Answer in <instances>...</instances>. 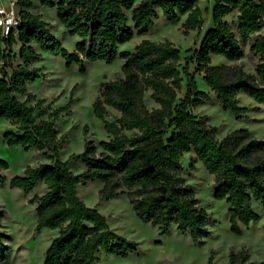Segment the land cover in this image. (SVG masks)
<instances>
[{
	"label": "trees",
	"instance_id": "16d2710c",
	"mask_svg": "<svg viewBox=\"0 0 264 264\" xmlns=\"http://www.w3.org/2000/svg\"><path fill=\"white\" fill-rule=\"evenodd\" d=\"M56 8L62 25L72 36H78L75 52L63 47L40 14L20 11L21 25L11 35L3 50L0 43V118L10 121L17 130L7 131L4 141L25 150L56 151L62 141L56 134L54 119L40 120L51 109L42 107L44 100L35 101L27 94V84L42 76L40 69L28 65L10 74L12 46H21L19 58L26 64L42 59V53H60L68 67L77 64L86 71L85 62L113 63L124 59L123 78L103 83L93 104L97 118L103 121L110 139L100 144L101 151L87 144L86 152L73 154L68 161L28 166L23 175L10 181L11 188L31 194L43 183L46 192L35 196L37 230H59L45 255V264H97L98 253L104 251L126 257L135 245L110 229L107 218L96 207L88 206L78 195L82 183L100 181L101 201L126 194L137 216L160 230L171 232L173 225L180 233L189 234L202 243L211 235L212 217L200 207L193 188L181 175V159L185 153L195 157L214 176V198L230 205V227L242 235V227L260 220L254 202L264 204V140L248 129L235 130L224 138L217 128L191 112L203 103L206 93L198 90L189 63L181 68V50L171 42L143 39L132 51H120L121 45L136 35L146 36L154 27L156 8L162 9L166 20L176 23L186 15L184 33L201 30L204 10L198 0H41ZM24 9L33 7L31 0H18ZM237 16L236 37L226 18ZM213 27L203 36L199 48L189 57L203 73V80L215 93L224 111L241 119L249 111L241 106L239 94L244 93L264 104V0H214ZM132 22V25L130 24ZM17 35V37H16ZM38 46L41 52L35 49ZM259 62L256 75L238 65H213L211 56H223L230 62L243 58L244 46ZM184 76L188 79L186 98L178 101ZM157 105L149 109L145 95ZM73 100L70 101V104ZM52 115L58 116L69 105ZM109 108L120 113L116 122L108 121ZM36 109L39 111L36 112ZM51 115V116H52ZM82 161L86 170L74 173L69 161ZM9 163L0 158V185ZM4 215L0 210V223ZM8 235L0 229V262L8 254ZM249 252H231L229 264H251Z\"/></svg>",
	"mask_w": 264,
	"mask_h": 264
},
{
	"label": "rangeland",
	"instance_id": "374dc122",
	"mask_svg": "<svg viewBox=\"0 0 264 264\" xmlns=\"http://www.w3.org/2000/svg\"><path fill=\"white\" fill-rule=\"evenodd\" d=\"M16 4V9L40 14L49 23V29L61 42L64 48L73 53L76 45L81 41L78 36H72L60 22L56 8L44 5L41 0H31L33 7L22 8L18 0H6ZM57 1V0H52ZM139 0H137L138 2ZM198 5L204 10V26L201 30L184 33V23L187 16L181 15L176 23L166 20L162 9L156 8L157 17L154 27L146 36L136 35L132 40L121 45L120 51H132L143 39L155 42H171L182 52L181 68L189 63V71L194 76L198 90L206 93L203 103L191 107V112L209 125L217 128V136L222 139L229 133L248 129L258 139L264 140V104H259L244 93L239 94L240 105L249 108L241 119L234 114L224 111L215 93L203 80V73L197 70L195 62H189V57L199 48L204 31L213 27L212 9L214 0H198ZM238 13H233L226 20L239 39L237 31ZM132 25V22H130ZM264 34V29L260 32ZM17 37V35H16ZM20 42H16L11 51V62L8 72L28 65L31 69L38 68L42 76L27 84V94L18 95L21 101H26L29 95L36 100L28 103L34 106L38 100H44L42 107L50 104L51 109L40 118L54 119L56 134L62 141L56 151L46 149L25 150L19 146H9L4 141L7 131L17 128L10 121L0 118V158L9 163V169L3 171L4 184L0 185V210L4 217L0 229L8 235L7 258L0 264H45V255L59 230H37V204L33 203L35 196H42L46 192L43 183L39 184L33 193L25 194L18 188H11L10 181L23 175L28 166H38L43 163L66 162L73 154L86 152L87 144H93L100 152L101 142L110 139L102 120L93 111V104L99 97L103 83L123 78L124 59L118 57L109 64L105 61L85 62L86 71L73 64L66 65L60 54L42 53V59L26 64L19 58ZM38 52V46L34 45ZM244 56L241 60L230 62L223 56L212 55L213 65L229 64L243 67L247 73L256 75L259 57L250 51V46L243 47ZM188 79L184 76L183 89L178 95V103L186 98ZM73 102L70 104V101ZM145 103L149 109L157 107L151 99V91L145 95ZM68 104V109L58 116L54 111ZM39 111L36 109V112ZM52 115V116H51ZM120 113L109 108L107 120L116 122ZM182 173L185 182L189 184L198 198L200 207L205 208L212 217L209 226L211 235L202 243L193 241L189 234L180 233L176 225L171 232L161 235L160 230L150 223L140 219L126 194L109 201H101L99 192L103 187L100 181L82 183L78 186V195L88 206L96 207L107 218L110 229L135 245V249L128 252L126 257L109 254L104 251L98 253L97 264H229L231 252L246 249L249 252L251 264H264V204L254 202V210L260 215L257 223L242 227V235L237 236L230 227V205L225 200L214 198L216 187L214 176L195 157L194 152L185 153L181 159ZM68 167L76 174L86 170L82 161H69Z\"/></svg>",
	"mask_w": 264,
	"mask_h": 264
},
{
	"label": "built area",
	"instance_id": "2783aa9c",
	"mask_svg": "<svg viewBox=\"0 0 264 264\" xmlns=\"http://www.w3.org/2000/svg\"><path fill=\"white\" fill-rule=\"evenodd\" d=\"M20 25L21 16L16 4L11 1L0 4V43L3 50H8L6 42L18 31Z\"/></svg>",
	"mask_w": 264,
	"mask_h": 264
},
{
	"label": "crops",
	"instance_id": "0c3cea01",
	"mask_svg": "<svg viewBox=\"0 0 264 264\" xmlns=\"http://www.w3.org/2000/svg\"><path fill=\"white\" fill-rule=\"evenodd\" d=\"M4 2H7V1L6 0H0V4H2ZM205 33H206V31H204L203 36L205 35ZM203 36H202V38H203ZM202 38H201V40H202Z\"/></svg>",
	"mask_w": 264,
	"mask_h": 264
}]
</instances>
